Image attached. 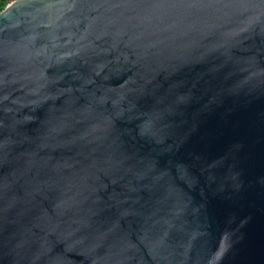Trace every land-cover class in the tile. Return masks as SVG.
<instances>
[{
	"label": "water",
	"instance_id": "95a60500",
	"mask_svg": "<svg viewBox=\"0 0 264 264\" xmlns=\"http://www.w3.org/2000/svg\"><path fill=\"white\" fill-rule=\"evenodd\" d=\"M0 264H264V0H11Z\"/></svg>",
	"mask_w": 264,
	"mask_h": 264
},
{
	"label": "trees",
	"instance_id": "16d2710c",
	"mask_svg": "<svg viewBox=\"0 0 264 264\" xmlns=\"http://www.w3.org/2000/svg\"><path fill=\"white\" fill-rule=\"evenodd\" d=\"M11 0H0V11L10 2Z\"/></svg>",
	"mask_w": 264,
	"mask_h": 264
}]
</instances>
